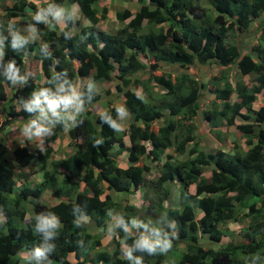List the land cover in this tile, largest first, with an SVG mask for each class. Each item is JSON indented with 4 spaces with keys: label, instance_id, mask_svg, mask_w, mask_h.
<instances>
[{
    "label": "trees",
    "instance_id": "16d2710c",
    "mask_svg": "<svg viewBox=\"0 0 264 264\" xmlns=\"http://www.w3.org/2000/svg\"><path fill=\"white\" fill-rule=\"evenodd\" d=\"M69 2L77 3L86 24L73 16ZM98 2L9 0L0 13V214L5 217L0 220V264H19L22 248L30 255L40 246L35 216L48 213L60 224L49 240L55 246L47 253L49 264H135L123 250L141 234L148 235L146 229L138 225L124 233L115 226L112 250L101 248V238L109 212L119 207L110 192L129 195L140 187L148 189V203L137 208L127 201L117 217L129 227L141 210L147 212L139 217L143 223L157 224L163 217L161 226L172 244L165 252L133 251L141 264H264V104L254 107L264 89V0H136L134 11L115 12L122 25L114 32L98 26L107 11L103 7L99 15ZM50 6L64 10L62 26L51 16L47 23L28 17ZM19 17H26L25 24L34 26L37 36L13 48L11 31L17 29ZM228 30L236 35V43L227 40ZM245 44L250 45L248 51ZM31 55L39 64L41 84L24 73L25 58ZM9 62L25 77L23 82L7 78ZM194 65L198 76L189 70ZM174 66L185 69L170 72ZM210 66L216 71H205L209 82L204 81L202 68ZM234 67L240 76H254L251 84L227 75ZM71 70L75 78L90 82L113 81L116 91L84 85L82 111L73 121L57 122L42 148L4 142L7 125L34 115L24 109V101L43 87L54 90L48 83L53 74H58L57 82L73 85ZM203 93L210 96L204 106ZM115 95L128 114L126 126L112 101ZM102 101L107 107L93 110ZM200 115L206 121L203 127L218 134L220 126L234 125L246 148L235 140L231 152L205 150L196 133ZM104 116L115 120L120 130ZM65 130L74 151L55 157L48 143ZM122 153L126 166L118 160ZM34 160L42 179L21 184L14 193L13 167ZM153 168L158 176L148 178ZM173 189L178 190L175 201ZM45 190L53 191L58 201L39 200ZM241 215L247 219L239 233L243 239L222 241L233 231L228 223ZM96 229L99 232H93ZM202 233H208V242H199Z\"/></svg>",
    "mask_w": 264,
    "mask_h": 264
},
{
    "label": "rangeland",
    "instance_id": "374dc122",
    "mask_svg": "<svg viewBox=\"0 0 264 264\" xmlns=\"http://www.w3.org/2000/svg\"><path fill=\"white\" fill-rule=\"evenodd\" d=\"M6 1L9 0H0V11H2L3 5H5ZM42 1V0H41ZM38 4H40V1L37 2ZM68 6V5H67ZM98 13L99 15L102 14L101 9L103 7H107V11L105 14V17L103 20H100L98 26L104 30L107 31H115L117 27L121 26L122 23L119 22L116 18H115V12L119 9H123V8H128L131 11H134L137 6L138 3L136 2V0H99L98 4ZM69 8L73 14V16L75 18L78 17V19L86 24L87 21L81 16L78 6L73 2H69ZM31 12V10H30ZM33 15L29 14L28 17L32 18ZM26 18V17H25ZM63 18V17H62ZM62 18L58 19V23L60 26L63 25V21ZM19 21L18 23V27L17 29H15V31L19 32L21 35L32 39L33 37L37 36V32L35 29V32H31L29 30L30 26H27L25 24V19L23 18H19L17 19ZM256 22V21H255ZM254 24V23H253ZM78 28V26H77ZM75 32V31H73ZM227 34V40L229 42L232 43H236L237 42V37L234 34L233 31L228 30L226 32ZM264 39V38H263ZM248 40H251L250 38ZM246 42H250V41H246ZM250 44V43H248ZM245 44L243 49L245 51H248L250 49V45ZM33 54V53H32ZM144 58V57H143ZM150 59V58H149ZM162 66V65H161ZM185 69V68H184ZM183 68L179 67V66H174L173 70L170 68L169 71L173 72V73H179L181 71L184 70ZM190 71H192V73H196V75L198 76L199 70L197 67H195V65L189 69ZM210 70V72H215L216 68L215 66H210L208 67V69H203L201 71V75L200 78L204 81H207L209 77L205 76V71ZM147 71H145L144 75H146ZM25 74H30L33 75L34 78L40 83L42 82V77L40 79V67L38 62L32 58V55L28 58H25V70H24ZM195 75V74H194ZM227 75H229L231 78H233L234 80L236 79H240L242 78L243 80L247 81L249 84H251V81H253L254 76L252 75H244V76H240L238 74V70L234 67L232 69H229ZM69 77L72 78L73 80V86L76 87L79 91L80 89L86 85V84H91L94 86V88L96 90L103 91L105 88H110V90H112V92H115V83L113 81H105V82H101L100 80H95L93 82H90L88 79H81L79 77H76L78 79L75 78V73L71 72L68 75ZM39 78V79H37ZM211 81V80H210ZM209 82V80H208ZM41 84V83H40ZM210 86H212V84L210 83ZM204 94V93H203ZM235 94L232 95L231 99L234 100L235 99ZM203 98H201V103L202 105L205 104L206 101L210 100V96L205 93L204 95H202ZM112 101L114 104L120 105L121 107H123L121 104V98L119 95H115V97H112ZM261 103L264 104V89L259 92L257 94V97L255 99L254 102V107H258V105H262ZM204 106V105H203ZM107 107V103L106 102H101L98 104V106H96V108L93 110L95 111H102ZM26 121H13L11 122L9 125H7L3 131H2V135L1 137L3 138V141L8 143L11 147L15 146V145H25L27 146V148L29 149H33V148H42L45 142V137L44 136L42 139L39 138H33V139H29L27 136H25L22 131H21V125L24 124ZM206 121H204L203 117L200 115L197 117V130L196 132H198V136H199V141L201 142V146L205 149V150H216L218 148H223L225 151L231 152V150L233 149V142L235 140L236 144H240L243 141V137H242V133H240L236 127L234 125L229 126L228 128L224 127V125L220 126V131L222 132V134H218L216 129L210 127H203L202 123H205ZM69 124V123H68ZM71 125V124H70ZM70 127V126H68ZM70 137L68 135V133L66 132V130L63 132V134L56 140L54 141V143H48L54 150V155L55 157L58 156H64L67 154H71L74 151V148L71 144L70 141ZM242 145L244 146L243 148L245 149L246 146L244 145V142L242 143ZM169 153H171L173 156H175L176 154L173 153L171 150H168ZM6 156L8 158H11L10 156V152L8 151L7 153H5ZM178 156V155H176ZM12 160V158H11ZM13 172H14V181L16 182L13 186V192L17 193L19 191V187L21 186V184L23 183H29V182H34L35 180H40L42 179V170L39 166V163L37 161H33V163L31 165L28 166H17L15 165L13 167ZM156 176H158L157 170L155 168H153L149 174L147 175L148 178H155ZM82 186V184H81ZM193 189V188H190ZM146 191H148V189H145ZM144 189L139 190L137 195L135 192V195L131 198V202L133 203L137 208H141V206L146 205L148 203V199L151 197L148 196V192H145ZM110 194H112V199L116 202V204L119 205V207L114 210L111 211V213L109 214V219L107 221V228L104 231V235L101 238V248H106V249H110L112 250L115 247V243L113 241L112 238H114V225H115V220L117 218V214L120 211V207L123 206V204H125V202L129 201L127 195H123V194H117V193H113L110 192ZM178 195V190L177 189H173L172 190V199L173 201L176 200V197ZM147 197V198H146ZM39 200L46 202L48 204H54L58 201V197H56L53 193V191H49V190H45L39 197ZM177 203V202H176ZM146 216L147 212L144 210H141L139 212V214H137L135 216V219L137 221L139 220L140 216ZM29 217V214L26 213L25 218ZM148 217V216H147ZM87 219V217L85 218ZM0 220H5V217L3 214H0ZM247 219L241 215V218L238 221H231L228 223V226L230 228V230L235 231L236 233H233V231L230 234H227L226 236L222 237V241H231V242H240L243 237H240V232H241V228L246 224ZM138 226L133 227L130 226L129 229L130 230H134L137 229ZM109 229H112V231H109ZM93 232H99V230H93ZM148 236H151V234L147 231ZM208 238L209 235L208 233H202L201 234V238L199 239V242H208ZM98 250V248L93 249V251ZM27 251L22 248V250L19 252L18 255V260H19V264H27V262L24 260V257L27 255ZM124 255V254H123ZM84 264H90L89 262H86Z\"/></svg>",
    "mask_w": 264,
    "mask_h": 264
},
{
    "label": "clouds",
    "instance_id": "9594fccd",
    "mask_svg": "<svg viewBox=\"0 0 264 264\" xmlns=\"http://www.w3.org/2000/svg\"><path fill=\"white\" fill-rule=\"evenodd\" d=\"M74 3L77 5L76 2ZM3 12V10L2 12L0 11V13ZM63 14L64 10L62 8H52L50 6L47 9H39L33 13L32 19L47 23L49 16H51L52 19L58 20L63 17ZM29 30L34 33L35 27L30 26ZM26 40L27 37L21 35L19 32L14 29L11 31V46L13 48H18L24 44ZM5 74L12 83H16L17 81L23 82L25 79L24 76L18 74V69L12 62L6 65ZM57 76L58 74H53L52 78L48 81L49 84L55 85L54 90L49 87H43L33 92L30 99L24 101V109L28 113L34 114L21 125L22 133L29 139H42L44 136L52 135L53 128L57 122L64 123L65 121H73L75 120L76 114L82 111L83 94L67 80L57 82ZM88 87L91 89L93 86L89 84ZM117 112L120 116L124 115V109L122 107H118ZM104 119H106L114 129L117 131L120 130V125L115 120L111 119L109 116H104ZM163 222V217H161V220L158 221L157 224H152L151 222L143 223L136 219L131 220V225L133 227L139 225L146 229L151 236L141 234L133 240L131 245L125 247L124 251L130 262L135 261V264H141V258L139 256H133V251L135 250L154 253L156 251L165 252L172 247L171 241L168 238V233L165 232L161 226ZM115 226L121 228L124 233H129V226L122 217L116 218L114 227ZM59 227V221L56 216L51 213L35 216L34 229L41 234L42 243L40 246L35 247L30 255L24 257L27 264H42V262L43 264H49L47 253L51 252L55 247L49 240L56 235V230ZM169 227H171V225H169ZM109 231H112V229H109Z\"/></svg>",
    "mask_w": 264,
    "mask_h": 264
},
{
    "label": "crops",
    "instance_id": "0c3cea01",
    "mask_svg": "<svg viewBox=\"0 0 264 264\" xmlns=\"http://www.w3.org/2000/svg\"><path fill=\"white\" fill-rule=\"evenodd\" d=\"M2 12V11H1ZM17 19H19V18H17ZM40 79H41V74H40ZM37 79H39V78H37ZM40 83H42V82H40ZM122 105V104H121ZM119 107H121L120 105H118ZM123 108V107H122ZM123 117H124V122H122L123 124H122V126H126V122H127V120H128V114L124 111V115H123ZM18 121H20V120H18ZM196 133H198V132H196ZM217 133H218V131H217ZM118 160H119V163H120V165H123V166H126L127 165V158H126V154L125 153H122L121 155H119L118 156ZM142 189H144L145 190V188H143V187H140L137 191H136V195H137V193H138V191L139 190H142ZM145 192H146V190H145ZM135 195V193L134 194H129V195H127V196H129L128 197V200H129V202H131L132 200H131V198L133 197ZM131 200V201H130ZM122 207V206H121ZM120 207V208H121ZM112 211V210H111ZM111 211L109 212V214L111 213ZM197 212L198 213H200L199 212V210H197ZM123 254L124 255H126L125 254V251L123 250Z\"/></svg>",
    "mask_w": 264,
    "mask_h": 264
}]
</instances>
